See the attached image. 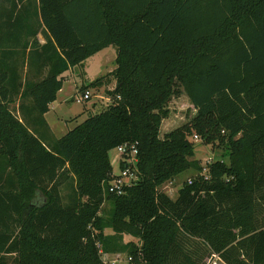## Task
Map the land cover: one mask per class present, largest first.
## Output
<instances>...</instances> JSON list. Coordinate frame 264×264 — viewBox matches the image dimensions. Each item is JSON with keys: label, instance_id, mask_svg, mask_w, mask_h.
Listing matches in <instances>:
<instances>
[{"label": "trees", "instance_id": "16d2710c", "mask_svg": "<svg viewBox=\"0 0 264 264\" xmlns=\"http://www.w3.org/2000/svg\"><path fill=\"white\" fill-rule=\"evenodd\" d=\"M2 18L9 48L25 31L28 66L48 71L21 90L0 69V264H264V0H0ZM109 45L115 68L80 90L114 79L110 102L54 137L44 114L62 73ZM19 94L32 99L22 120L9 108ZM181 94L195 112L161 136ZM193 134L227 147L207 177ZM122 143H137L139 177L107 193L103 215ZM187 171L175 198L158 190ZM124 234L137 242L118 244Z\"/></svg>", "mask_w": 264, "mask_h": 264}, {"label": "rangeland", "instance_id": "374dc122", "mask_svg": "<svg viewBox=\"0 0 264 264\" xmlns=\"http://www.w3.org/2000/svg\"><path fill=\"white\" fill-rule=\"evenodd\" d=\"M114 47V46H113ZM111 46H107L104 48L102 53H96L92 56H89L86 58L82 65H75L74 66V74L72 76H68V79L64 83V88L60 96L65 98V101L59 105L55 104L57 107V112H51L48 118L50 119V116L56 118L58 122V130L56 131V136L59 137L62 134L59 132V128L67 131V129H70L82 119H84L88 114L86 108L88 107V104L90 102L91 110H93V113L99 112L102 108L106 107L108 103H106L105 98H99L97 95L99 93L106 95V92H100L98 89H91V98L86 102H77L75 101L71 95L73 96L78 90H80V87L76 90L73 88L72 85L73 81L71 79H74L78 85H81L83 82L88 83L95 78L102 76L105 74L106 69L108 66H111L113 64L111 60V53H110ZM110 49V50H109ZM115 57V56H114ZM114 59V58H113ZM71 97V98H70ZM62 99V98H61ZM188 102L187 98L185 96H180L178 98L172 99L168 106L170 113L167 118H165L160 127V135L162 136L164 133L169 131L170 129H173L177 127L178 125H181V123L187 121L194 113L192 110V107H186L182 104ZM12 111L15 113L14 107L11 105L9 106ZM90 109V107H89ZM77 118V121H74V118ZM50 121H53V119H50ZM68 123V126L66 125ZM68 127V128H67ZM61 130V131H62ZM64 133V132H63ZM227 147L226 146H214L212 147L210 144H202V142H196L195 146V152L194 155L191 158H196L199 160L200 164L202 166H205L208 163L214 162L216 160H222L225 162H228V154H227ZM109 160L112 165V171L115 174H119L121 167H120V159L117 154L116 148H113L108 152ZM193 173L191 171L182 172L177 177L172 179L171 181H167L161 186L158 187V190L160 191H166L167 194L171 198H175L177 195V190L181 186L182 183H184L185 180L192 177ZM172 182V183H170ZM70 193V190L68 188L63 190V200L64 202L68 201V194ZM111 208V202L107 199V194L104 196V201L101 205V213L103 215L108 214ZM116 242L118 244H125L128 241L137 242V239L134 237L124 234V235H117L116 236ZM123 254V253H122ZM115 254H111V256L104 255V258L108 260L109 262L114 261ZM13 255L9 256L10 263L12 262ZM107 261V263H108ZM120 261H125L123 257H121ZM123 264V263H121Z\"/></svg>", "mask_w": 264, "mask_h": 264}, {"label": "crops", "instance_id": "0c3cea01", "mask_svg": "<svg viewBox=\"0 0 264 264\" xmlns=\"http://www.w3.org/2000/svg\"><path fill=\"white\" fill-rule=\"evenodd\" d=\"M2 20L5 21V18L0 19V22L1 23H2ZM6 22L9 23V21H6ZM3 23H5V22H3ZM9 31H10L9 29H5V28H3L2 30H0V32H1L0 33V69L3 71L2 74H4V71H6V75H8V79H9L10 76H13V77L16 78V76L18 74V76H20L19 81L20 80L22 81V85L20 87V89L22 90V88L25 86V83H26V79L28 77V74L31 75L32 80H35L37 78L39 79V78H41V77H43V76H45L47 74L48 67L47 66H44L41 75L38 77L37 76V73L35 72L36 71V67L34 66V64H32L31 66H28V56H27L28 55V52L27 51L29 50V47H27L26 49L23 48L25 42L27 41V36H26L25 31L22 32V33L20 31H18L17 38L15 40V44L16 45L14 47H12V48H9L8 43H7L8 40H9V37L7 36V32H9ZM37 40H38V42H39L40 45H42V44L45 43V38L42 35V33H40V32L37 33ZM109 46L112 47V48H110L111 50L110 49L109 50H110V53H111V56H112L111 57V60H112L113 64L111 66H108L107 67L105 74L108 73V72H110L116 66V64H115L116 48L113 47L112 45H109ZM104 48H106V47H104ZM103 49L97 51L96 53H102L103 52L102 51ZM96 53H94V54H96ZM82 63H80L79 65H82ZM73 68H74V66L73 67H70L67 71H65L64 73H62V76H64L65 81L68 79V76H72V74H74L73 73L74 72V69ZM0 74H1V72H0ZM71 80L73 81L72 90H73V88L76 90L77 88H79V87H81L83 85H86V84H88V83L91 82V81L88 82V83H84L83 82L81 85H78L74 79H71ZM65 81L63 82L61 89L58 90L57 95H56V99L50 104V109L44 114V118H45L46 123H47V126L49 128V132L54 137H57L55 130H58L57 129L58 122H57L56 118H54L52 116H50V119H53V121H50V119L48 118V116L50 115L51 112H57V107L55 106V104L61 105L65 101V98L62 97V96H60V94L63 91ZM2 85L4 87V84H2ZM114 85H115V80L113 79L108 85H105V86L99 88L98 90L103 93V92H105L106 89H112L114 87ZM7 87H8V90H10V87H11L10 82L7 85ZM16 87H17V85H14L13 88H16ZM97 96L99 98H103V97L106 98L107 97V94L104 95V94L99 93ZM180 96H185L186 97L185 94H181ZM12 97H13L12 99L10 98L11 102H9V106L12 105L14 107L15 113L13 111L12 112L17 117H19L20 120H22V118L24 116L27 117V114H28L27 111L28 110H27V108H26V110L23 108V111H22V108L19 107L20 106V103L23 104V105H25L27 103L28 104H31L32 103V99L31 98H26V99L24 98L23 99V98L20 97V94L19 95L12 96ZM71 97H73V96L71 95ZM8 99H9V95H8ZM187 101L188 102H185V103H182V104L185 106V108L186 107H188V108L189 107H192V110L195 112V108L189 102L188 98H187ZM89 107H90V109H89ZM91 109L92 108H91V105H90V102H89L88 107L86 108L87 113L93 112V110H91ZM84 119H82V121ZM74 121L75 122L77 121V118L76 117L74 118ZM66 125L68 126V123H66ZM73 127H71V128H73ZM36 129H38V130H34L35 133L36 132H40L41 133V128H38L37 127ZM59 130H60L59 132L63 135L69 129H67V131H64V130H62V129L59 128ZM209 264H226V263L218 255H215L214 258L212 259V262L209 263Z\"/></svg>", "mask_w": 264, "mask_h": 264}, {"label": "built area", "instance_id": "2783aa9c", "mask_svg": "<svg viewBox=\"0 0 264 264\" xmlns=\"http://www.w3.org/2000/svg\"><path fill=\"white\" fill-rule=\"evenodd\" d=\"M119 98V96H117ZM77 102H86L91 98L90 90L77 91L73 97ZM106 103L110 102L109 97L105 98ZM192 139L196 142H201L200 136L193 134ZM119 159H123L124 166L121 168L119 174L112 173L110 179L107 182H102V194L105 196L107 193L122 194L124 187L135 183L138 180L139 172L137 169V143H122L116 147ZM203 174L206 175L207 166L203 167ZM187 182L191 183V178L187 179ZM172 183V182H170ZM166 192V191H164ZM167 193V192H166ZM131 256H127L126 260H131ZM115 261L107 263V260L101 261V264H114Z\"/></svg>", "mask_w": 264, "mask_h": 264}]
</instances>
